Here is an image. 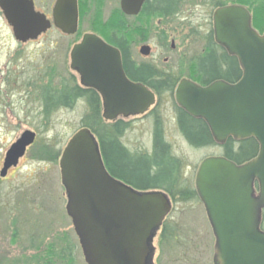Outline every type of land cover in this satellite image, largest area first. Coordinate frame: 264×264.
I'll return each mask as SVG.
<instances>
[{
  "label": "water",
  "instance_id": "1",
  "mask_svg": "<svg viewBox=\"0 0 264 264\" xmlns=\"http://www.w3.org/2000/svg\"><path fill=\"white\" fill-rule=\"evenodd\" d=\"M143 0H122L128 14L138 12ZM0 9L17 41L35 39L49 26L32 0H0ZM54 24L63 33L77 28L76 0H57ZM215 41L236 57L240 78L231 83L214 80L200 86L182 81L175 91L178 105L202 119L217 143L228 138H254L258 152L235 164L221 157L203 159L195 186L215 239L213 264H264V34L251 24L249 11L238 4L213 12ZM141 53L149 54L148 47ZM70 68L80 84L99 92L106 121L146 113L154 93L124 74L118 51L93 34H84L70 53ZM35 132L25 130L5 153L0 176L17 165ZM65 210L71 219L86 264H150V243L170 210L167 195L138 190L114 178L105 168L95 135L86 127L75 131L59 157Z\"/></svg>",
  "mask_w": 264,
  "mask_h": 264
},
{
  "label": "rangeland",
  "instance_id": "2",
  "mask_svg": "<svg viewBox=\"0 0 264 264\" xmlns=\"http://www.w3.org/2000/svg\"><path fill=\"white\" fill-rule=\"evenodd\" d=\"M53 1L35 0L46 9ZM220 2L239 4L236 0H183L178 14L154 17L147 39L152 45L151 54L145 60L155 56L160 69H174L184 77L190 60L203 50L215 4ZM117 3L118 0H103L100 12H87L88 20L93 17L94 24L103 21ZM243 6L253 22L251 9ZM83 27L88 29V23L84 22ZM131 36L139 33L133 30ZM73 39L54 29L37 42L21 44L0 9V170L7 149L21 133H36L35 142L17 165L0 176V264H86L66 214V194L58 164L66 142L82 126L86 104L77 101L72 107L52 109L48 114L42 108V91L55 87L59 74L63 82L68 79ZM172 39L174 50L169 48ZM134 50L137 52L138 47ZM157 114L172 155L181 160L183 179L192 184L199 163L206 157L222 155V148L189 145L178 130L172 98L159 103ZM126 120L129 126L123 143L132 151L150 152L152 114ZM44 146L50 149L49 154L43 155ZM188 209L183 208L177 215L181 239L165 247L153 242L150 264H212L214 237L203 219L205 214L196 208L193 214L199 220L193 221ZM261 226L264 230V211Z\"/></svg>",
  "mask_w": 264,
  "mask_h": 264
},
{
  "label": "trees",
  "instance_id": "3",
  "mask_svg": "<svg viewBox=\"0 0 264 264\" xmlns=\"http://www.w3.org/2000/svg\"><path fill=\"white\" fill-rule=\"evenodd\" d=\"M179 0H159V9L171 8L170 5L176 4ZM235 1V0H232ZM239 4L246 5L252 11V26L260 33L264 34V0H236ZM226 2H220L215 6H223ZM173 7V6H172ZM188 69L197 76L201 84H209L218 79L227 82H235L240 78L241 68L236 57L229 55L223 47L217 45L209 31L205 35L203 52L189 62ZM150 76L147 67H141L135 73V77L144 80ZM157 81L152 84V88L157 92L155 106L151 109L153 121L155 123L154 139L152 141L151 153L131 154L121 142L122 134L129 123L118 118L115 122H107L103 119L99 106L98 95L90 89H82L63 84L62 93L59 96L63 106H72L75 101L80 99L86 102V112L82 118V126L90 129L95 135L101 152V156L106 163L112 176L122 178L131 183L139 190L163 189L169 191L170 183L168 180L171 174L167 171L171 168L180 170L181 160L171 153L170 145L164 140L161 128L160 117L157 108L165 98H172V95L164 96V92L173 90L171 75L157 74ZM145 82H147L145 80ZM148 83V82H147ZM48 90V89H46ZM45 102V113L50 111V103L55 106L56 95L54 92L43 93ZM176 112L177 127L183 138L193 147L220 146L222 155L235 164H242L252 159L258 152V142L254 138L244 140H234L228 138L225 142L218 144L212 137L209 128L201 119H196L187 114L173 100ZM43 152L49 154L50 149L43 147ZM58 152L55 153L57 156ZM54 156V157H55ZM154 174H152V173ZM162 177H160V176Z\"/></svg>",
  "mask_w": 264,
  "mask_h": 264
},
{
  "label": "flooded vegetation",
  "instance_id": "4",
  "mask_svg": "<svg viewBox=\"0 0 264 264\" xmlns=\"http://www.w3.org/2000/svg\"><path fill=\"white\" fill-rule=\"evenodd\" d=\"M56 1L57 0H54L53 4L50 5L48 9H46V7H44L43 4L40 8V6L37 5L35 0H32L34 10L36 12H39L40 14L44 15L50 24H49L48 28L45 31L41 32L37 36V38H35V39H29L25 42H21V41L16 40L17 42H19L21 44H28V43L37 42L40 37L46 35L47 32L54 30V29L59 31L62 35H65L66 37L74 38L73 43H72L70 50H69V63H68L67 68L70 71H69L68 79H66L63 82L62 77L59 74V77L57 78V80H59V82L57 83V85L55 87H53L52 89L46 88L48 90L44 89L42 91L43 93L54 92V94L56 95L55 106L52 103H50V105H51L49 108L50 110L62 108V107H72L77 102V101H75L72 106H63L61 104V99L59 98V96L62 93L63 84L68 85L69 83L70 84L73 83L72 86H76L78 88L93 90L99 97V106L101 108V112L103 110L101 96H100L99 92H97L93 88L82 86L80 84V75L78 74L77 71L72 70L70 68L71 50L74 47V45H76L77 43H79L81 41L84 34H87V33L93 34V35L99 37L106 45L116 49L120 55L121 67H122V70H123L124 74L126 75V77L129 80H131L132 82L142 84V85L146 86L148 89H150L154 93V95L156 96V100H157V92L152 88V84H154L157 81V79H158L157 74L171 75V78L174 81V83L172 82V84H171L173 87V90L169 91V92H164L163 95L164 96L172 95V99L174 100V102L176 100L175 99L176 88L178 87V85L182 81H184V80L191 81V82H193L197 85H200V86L207 85V84H201L199 79H197V76L195 74H192L189 71V69H187L188 70L187 74L184 77H181V76H179L180 74H178V72H174V69H160L159 65L157 64V58L155 56L152 58V60H145L151 54L152 45L147 43V39L149 38V34L151 31V22L153 21L154 17H158V16L169 17V16H172L173 14H178L179 7L182 5L183 0H179L175 5L171 3V5H170L171 8H164L161 10L159 9V0H143L141 5H140L138 12L135 14L126 13L122 8V0H118L117 7H115L111 11V13L109 14V17L104 19L103 21L99 20V22L97 24H94V21L92 19L93 17L89 18V20H88V17L86 14L91 9H94L95 13L100 12L101 11V9H100L101 5L100 4H102L103 0H76L77 1V10H78L77 28H76L75 32L71 33V34L63 33L62 30L54 24L53 11H54ZM215 8H217V6H215ZM215 8H214V10H215ZM212 16H213V13H212ZM212 16H211L212 27H211L210 31L212 32L214 42L217 45H219L215 41L214 35H213V19H212ZM84 22L86 24L88 23L89 28L82 30V28H85V27H83ZM133 30L138 32L139 36L132 38L131 34H132ZM135 46L138 47L137 52L134 50ZM144 46L148 47L150 49L149 54H147V55L142 54L140 51L141 47H144ZM220 47H222V46H220ZM169 48L171 50L175 49V44H174L173 39L170 43ZM202 52H203V50H202ZM164 63H167V58L164 59ZM143 66L147 67L148 70L150 71V76L144 77V80H142L143 78L138 79L135 77V73H137L140 70V68ZM145 80L148 83L145 82ZM167 97H169V96H167ZM81 100L86 104L85 100H83V99H80L78 101H81ZM42 108H43V111H45L44 100H42ZM149 114H151V109L147 113H145L141 116L149 115ZM175 118H176V112H175ZM194 118L200 119L197 117H194ZM123 121L129 123V121L126 119H123ZM107 122H109V123L115 122V120L114 121H107ZM152 122H153V125H152V141H153L154 131H155V123H154V121H152ZM176 122H177V118H176ZM128 126L125 128V130L122 134V137H121L122 144L124 145V147L128 151L131 152V154H140V153L142 154V153H144L141 151H132L123 143L122 139H123V137L127 131ZM161 130H162V134H163L164 131H163V129H161ZM163 138H164V134H163ZM164 140H165V138H164ZM151 151H152V148H151ZM151 151L145 152V153L149 154V153H151ZM102 161L104 163L105 168L110 173V171H109L106 163L104 162L103 158H102ZM167 173H168V175L171 174V177L168 180V182L171 184L169 191H165V190L159 189V188L152 189V190L163 191L167 195V197L169 198L171 205H170L169 212L167 213V215L162 220L160 226L155 230V233L152 237V241L150 243L151 251H152V249L154 250L153 242H156L157 247L158 246L159 247H161V246L165 247V246L172 244V242H176V241L181 239L180 238L181 232L179 229L180 223H179V217H177V215L180 212V210H182L183 208H189L188 210L192 211L190 213H192L191 219L193 221L199 220L197 215L193 214L195 209L199 208V212L202 210L201 212H203L205 214V215H203V219H205V221H207L209 224V220H208V217L206 215L204 205H203L202 201L199 199L198 194L196 192L195 177H194L193 183L191 184L189 180H187V182H186L183 179V176H182L183 173L181 172V170L178 171L176 168H171L167 171ZM152 174H154V173H152ZM195 175H196V172H195ZM113 177L118 179V180H121L122 182H124V183L132 186L133 188H135L128 181H126L122 178H119V177H115V176H113ZM160 177H162V176H160ZM135 189H137V188H135ZM184 206H186V207H184ZM173 212H175V214H172ZM200 218H202V217H200ZM211 233H212V230H211Z\"/></svg>",
  "mask_w": 264,
  "mask_h": 264
}]
</instances>
